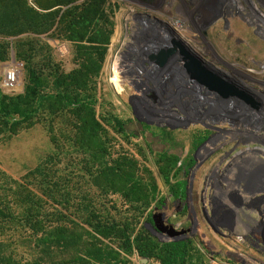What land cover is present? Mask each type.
I'll return each mask as SVG.
<instances>
[{"label": "rangeland", "instance_id": "1", "mask_svg": "<svg viewBox=\"0 0 264 264\" xmlns=\"http://www.w3.org/2000/svg\"><path fill=\"white\" fill-rule=\"evenodd\" d=\"M31 3L0 0V75L19 70L12 91L0 87V257L10 254L18 264H161V246L183 242V264H264L258 228L191 227L187 171L201 142L222 141L219 128L231 139L230 132L254 130L243 136L254 143L239 145L235 159L245 169L249 162L264 164V128L248 121L247 112L237 123L226 111L218 116L214 95L182 82L170 85L164 101L181 87L188 111L139 109L133 98L151 102L137 79L141 54L126 70L135 81L111 72L131 25L142 34L146 54L172 31L210 68L264 101V58L252 54L250 36L264 44V0H104L103 14L86 30L66 23L88 0ZM17 6L39 15L41 34L23 30L35 23L23 22ZM100 34L109 37L105 47L88 43ZM59 94L83 100L82 107L65 106ZM204 182L198 175L196 189ZM254 189V199L264 196V181ZM239 209L242 217L252 213L257 220L260 211L264 219V205ZM32 225L41 230L32 232ZM59 229L64 239L58 243ZM89 251L102 252L104 261Z\"/></svg>", "mask_w": 264, "mask_h": 264}, {"label": "flooded vegetation", "instance_id": "2", "mask_svg": "<svg viewBox=\"0 0 264 264\" xmlns=\"http://www.w3.org/2000/svg\"><path fill=\"white\" fill-rule=\"evenodd\" d=\"M168 74V78L162 80H160L158 76V90L153 93H148L145 96L146 99L151 100V102L149 101L148 104H146L144 102V97L133 98V100L136 101V104H138L139 109L142 107L143 111L151 115H155L158 110H165V112L168 114L170 113V115L173 113L172 111L181 110L186 112L189 110L190 105L183 104L181 101L184 94H180L179 97V93L181 92L178 93V91H181V87H179L177 89L178 91L174 94V98L177 100L172 99L171 102L175 100L172 103L164 101L165 96L170 95V85L183 82L180 77H178L175 70H169ZM229 83L237 90L244 92L249 99V102L238 98L237 95L232 99H228L230 101L216 99V114L220 116V113L226 111L227 114L232 116V123H237L239 122L238 117L240 116V112H247L244 117L247 118L248 121L257 123L264 128V101L259 97L253 96L235 82L229 80ZM143 106L145 107L144 109ZM149 107L154 110L153 113L149 111L150 109H147ZM250 132L254 133V130ZM251 133L248 134L247 132L246 134V132L243 133L242 131L236 130L234 133L230 132V134H233L231 139L230 136H228L229 132L226 129L219 128L217 135H219L220 140H222L218 143L219 145H214L213 143H216V141L211 143L210 139L207 138L208 140H204L205 143L201 142L194 151L192 158L190 159L191 164L187 168L191 179V182L189 183L191 189L189 222L193 229L196 230L198 226L204 224L214 230L216 227H221L231 231L236 225L242 223L243 227L254 226L258 228L261 234L260 239L264 242V219L261 218L260 211L257 220H254L251 216L252 213H248V216L243 217L242 214L239 213L242 212V209H239L241 206L244 208L243 211L246 212V210L251 211L259 205H264V196L255 199L253 198V192L256 190L254 189L255 185L264 181V164L258 162V165L255 166V162H249L247 166L248 168L246 167L247 169H245V164L241 166V163L237 162L235 159V155H237L236 149L239 145L250 142L254 143V140H243L244 134L252 136ZM206 144H208V146L210 145L211 148L207 149ZM212 147H217V150H213ZM200 149L205 150L204 154L206 157L204 156L203 159H200L202 157L198 153ZM211 160H214V162L212 161L213 166L205 169V165L209 164ZM198 175L202 176V181H205L203 184L204 187L199 190L195 187ZM199 179L200 178H198V181ZM242 180L243 183L241 182ZM240 192L242 194H247L248 198L243 200ZM238 209L240 211H238ZM191 231L192 230H190V233ZM180 239L184 241L187 238L184 237ZM262 242L261 244H264Z\"/></svg>", "mask_w": 264, "mask_h": 264}, {"label": "water", "instance_id": "3", "mask_svg": "<svg viewBox=\"0 0 264 264\" xmlns=\"http://www.w3.org/2000/svg\"><path fill=\"white\" fill-rule=\"evenodd\" d=\"M169 33L149 54L140 59L141 68L137 79L145 84L147 90L151 93L157 91L158 76L160 80L168 78V71L175 70L182 83L188 84L195 91L210 93L224 101H230L228 99L237 95L249 102L244 92L231 86L226 77L210 68L172 31Z\"/></svg>", "mask_w": 264, "mask_h": 264}, {"label": "trees", "instance_id": "4", "mask_svg": "<svg viewBox=\"0 0 264 264\" xmlns=\"http://www.w3.org/2000/svg\"><path fill=\"white\" fill-rule=\"evenodd\" d=\"M67 1V0H66ZM81 1V0H79ZM104 2V0H88V3H84L85 6H83V3L81 4V8H76L72 11V16L69 17L70 22L68 21L66 24L68 26H73L74 28H81L83 30H86L87 28H89L90 26L94 25L95 23V19L96 16H101L103 14V10H102V3ZM61 6V4H54L52 6V8L54 7H59ZM19 6H17V10ZM51 8V7H49ZM41 9V8H40ZM21 10V11H20ZM20 13H22V16L24 17L23 22H26L27 19H32L33 23H35V27L33 26V29L30 28L29 25H27L26 29H23L25 32L27 31H31L34 34H41L42 31L39 29L40 25L39 23H37V18H38V14H34L33 11H30L28 8H20ZM43 10V9H41ZM31 13V14H29ZM36 15V16H35ZM71 15V14H70ZM31 25V24H30ZM100 38H96L93 39L92 41L88 42L89 44H97L100 46L105 47L108 44L109 41V37H104L102 34L99 35ZM80 41L78 42H83L82 41V37L79 38ZM98 39V40H97ZM100 41V42H98ZM105 53V48H103L98 56L103 57ZM100 68L99 63L97 64V66L95 67V71H98ZM31 78V81L34 85L38 86L39 85V81L37 79V77L33 74V72H29L28 74ZM59 97L61 99V101H63V104L65 106L68 107H82V101L81 99H77L75 98V100H71L68 97H66L65 95H61L59 94ZM31 211L28 212V216L30 218H38V220L40 219L38 217V214L32 212L30 214ZM29 225V224H27ZM30 230L35 233H38L41 228H37V226L32 225L29 226ZM98 231V230H96ZM59 233H57V237H56V241L59 243L61 240L64 239V235H61L62 230L59 229L58 231ZM45 241V240H44ZM45 242L41 241V245L43 246ZM102 252H87L86 255L88 257H92L98 261H104V259L102 258L101 254ZM157 260L160 261L161 264H183L184 260H185V243L183 242H173V243H169L166 245H162L160 248V255L157 256ZM0 264H18V262H16L12 255H2V257H0ZM38 264V263H37Z\"/></svg>", "mask_w": 264, "mask_h": 264}, {"label": "built area", "instance_id": "5", "mask_svg": "<svg viewBox=\"0 0 264 264\" xmlns=\"http://www.w3.org/2000/svg\"><path fill=\"white\" fill-rule=\"evenodd\" d=\"M34 0H30L31 6L34 7V5L31 3ZM132 29H129V32L125 34L124 42H123V47L118 50L117 55H118V60L116 61V64L113 65L112 67V74L113 76L117 77V79H126L130 80L128 74L126 73L127 68L132 71V60L136 62V56H141L147 55L146 53L148 52L147 47L145 46L144 49L140 46V37L142 34L138 30L133 29V26L131 25ZM150 50V49H149ZM141 52V53H140ZM19 70H10V71H5L1 73L0 78V87L3 89V91L7 94V92L12 91L18 83V77H19ZM134 79L136 78L134 75L132 76ZM130 80L131 82L135 80ZM137 90V89H136ZM146 93H151L150 90H145ZM144 91H140V94L143 93ZM139 93V92H138ZM143 95V94H141ZM136 98H140V96H137ZM183 104H188L186 101H182ZM176 114L177 112L174 111Z\"/></svg>", "mask_w": 264, "mask_h": 264}, {"label": "bare ground", "instance_id": "6", "mask_svg": "<svg viewBox=\"0 0 264 264\" xmlns=\"http://www.w3.org/2000/svg\"><path fill=\"white\" fill-rule=\"evenodd\" d=\"M259 5V4H258ZM256 7V6H255ZM261 11V10H260ZM249 15V14H248ZM252 18V17H251ZM252 20V19H251ZM261 20V19H260ZM240 24V23H239ZM242 24V23H241ZM244 29V30H243ZM242 31H244V33H250L251 34V30L248 29L246 26L242 25ZM261 31V30H260ZM251 36V41L253 42V47H254V50L253 51V55L255 56H258V57H261V58H264V56H262V50H264V44H262V42H257L258 40L254 39V37ZM246 48H243V49H240V50H244ZM236 66V65H235ZM251 72V71H250ZM264 90V89H262ZM241 227V226H240Z\"/></svg>", "mask_w": 264, "mask_h": 264}]
</instances>
